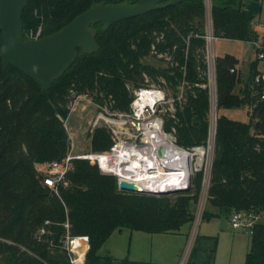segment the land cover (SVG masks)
I'll list each match as a JSON object with an SVG mask.
<instances>
[{"label":"trees","instance_id":"trees-1","mask_svg":"<svg viewBox=\"0 0 264 264\" xmlns=\"http://www.w3.org/2000/svg\"><path fill=\"white\" fill-rule=\"evenodd\" d=\"M138 1L27 0L21 15L23 38L38 29L40 37L50 35L94 3ZM242 1L209 0L212 37L264 41ZM206 14L205 0H184L106 30L99 23L91 25L97 51L80 57L78 48L75 61L48 89L11 65L3 67L0 58V264H72L66 236L88 237L83 264H113L111 256H100L98 250L115 230L177 233L194 221L201 171L192 175L187 192L136 194L119 191L116 178L102 174L96 162L72 159L67 185L55 193L35 166L59 162L69 153L64 121L77 96L86 95L99 109L124 113L134 90L150 84L171 92L170 108L161 118L174 144L183 150L205 146L210 107ZM213 63L216 109L246 107L249 120L216 118L205 203L219 214L228 212L229 218L233 211L258 217L264 210V102L254 82L259 61L249 64L243 79L232 55L217 56ZM111 144L105 129L97 127L90 134L93 150H107ZM207 210L201 218L219 215ZM120 262L152 264L128 258ZM244 264H264V223L255 221L251 227Z\"/></svg>","mask_w":264,"mask_h":264},{"label":"rangeland","instance_id":"rangeland-1","mask_svg":"<svg viewBox=\"0 0 264 264\" xmlns=\"http://www.w3.org/2000/svg\"><path fill=\"white\" fill-rule=\"evenodd\" d=\"M247 2L255 5V8L251 9V12L248 11L247 14H253L255 16L254 24L257 26V29L259 31L264 32V0H248ZM207 9L209 8L207 7ZM206 15L207 27L209 21V10L207 11ZM209 46L210 51L208 50L207 52V82L210 94L208 139L206 145L199 148L200 151H203V157L202 154H195L196 150L190 151V153H193L191 159V167L193 168V164H195V162H198V160H200L201 163V168L199 167L197 170L193 169L191 178L194 173L198 171L202 172L200 195L198 198V202L194 207L195 219L191 224L183 225L177 233H165L161 234L160 236H151L154 234H148L139 231L133 232L128 229H123L121 230V232L115 230L98 250V255L100 256H111L114 259L113 264H121L120 261L124 258H128L134 261L151 263V259L155 260L156 258H158V252L163 253L165 251V248L171 247L172 245L174 246V250L171 254L166 255L169 264H186L188 262L190 252L194 247V241L197 237L196 235L199 233L212 234L209 242L212 250L215 247L217 236H219L218 264H228L230 255H233L236 258L239 257L241 260L245 252H247L249 249V229L243 227L237 229L232 228L228 212H223L209 220L201 218V214L203 210L206 211L208 209L207 211H209L211 209V207L207 203H205L208 184L203 181L204 171L206 163L208 161V153L210 156L212 154L211 148L213 146L214 126L216 118L219 115H224L229 119L238 120L241 122H248L249 120V115L247 114L248 109L246 107L235 109H216L213 68L214 56H220L224 54H233L237 56L240 62V70H238V72L241 76V79H243V77H245L248 73V66L250 64L253 51L251 47L249 48L248 44L224 39H212ZM246 50L250 52V55H248L249 53L245 55ZM149 61L156 65L159 64L153 59H149ZM149 87L160 89L163 92L164 102H162L158 106L155 115L156 117L161 118L162 114L168 108H170L167 106L170 105L172 100L171 92L168 89L155 84H150ZM240 87L241 86L238 85L237 92ZM69 108L70 113L68 118L64 121V126L70 140L71 153L70 150L69 153L71 155L106 151L93 150L90 147V134L97 127L105 129L109 133L110 139L112 141L111 146L113 145L114 136L112 131L110 130L112 123L107 124L103 120H100V118L97 119L100 113H102L105 117H108V114H110L111 112L108 111L107 108L99 109L90 100L89 97L75 98L71 102V104H69ZM116 119H118V117ZM94 123L96 124L94 125ZM196 166L199 165L196 164ZM35 168L37 172L44 174L48 169V164H37ZM256 221L264 223V210L256 218ZM67 227L68 226H66V228ZM155 237H160L161 242L158 243V241L156 240L154 242L153 239H155ZM204 246H208V244L205 243ZM87 249L88 246L86 249L83 248V246L77 249L79 258L74 253L70 254L71 259L76 260V262H73L72 264H83Z\"/></svg>","mask_w":264,"mask_h":264},{"label":"built area","instance_id":"built-area-1","mask_svg":"<svg viewBox=\"0 0 264 264\" xmlns=\"http://www.w3.org/2000/svg\"><path fill=\"white\" fill-rule=\"evenodd\" d=\"M205 3L209 8V0H205ZM208 10L209 9H207V11ZM209 22L210 20L208 21V24ZM39 37L40 29L35 33H29L27 39H37ZM211 38V31H206V41L210 42ZM253 44L255 60H258L262 65L254 76V82L261 87L258 98L260 101L264 102V41L253 42ZM231 71H233V69H231ZM147 96L148 99L146 100ZM85 97L87 96L79 95L76 98ZM148 100H150V102H148ZM162 102H164V95L160 89L149 86L142 87L134 90L133 99L130 103L128 112H113L108 114V117H105L100 113L97 119L100 118V120H103L107 124L112 123L110 130L114 136L113 145L108 150L98 153L91 152L71 155L70 150V153H68L61 161L48 163L47 171L44 174L42 173L43 184L57 193L59 186L67 185L65 176L72 170L71 160L85 159L96 162L102 174L115 177L117 189L120 180L134 182L138 186L142 180H145L149 189L185 186L188 181V174H191L193 169L197 170L199 167L201 168V163L199 166H196V162L193 164V168L191 167L193 153H190V151L196 150L195 154H197L200 152V147H195L191 150H183L174 144L173 137L170 134L163 131L162 118L155 116L157 108ZM117 117L118 119H116ZM96 123H94V125ZM160 146H164L168 149L161 157L157 155V149ZM176 154L187 155L188 160L186 162H181L179 159L174 158ZM203 155L204 154L202 153V157ZM211 162L212 154L210 156L208 153V161L206 163L203 181L207 184L209 183ZM183 167L188 168L189 170L185 180L177 178L175 175L173 176V174H176ZM135 168L141 170L142 174L140 175L136 173L132 176L127 175V172L134 171ZM256 218L257 216L252 213L233 211L231 212L229 219L232 228L237 229L243 227L248 228L250 231ZM65 226L68 225L65 224ZM75 242L81 244L83 248H87L88 237L66 236L64 246L69 254L71 263L76 262V260H72L70 254L74 253L79 258L77 249L81 246H79V244L74 246Z\"/></svg>","mask_w":264,"mask_h":264},{"label":"water","instance_id":"water-1","mask_svg":"<svg viewBox=\"0 0 264 264\" xmlns=\"http://www.w3.org/2000/svg\"><path fill=\"white\" fill-rule=\"evenodd\" d=\"M27 0H0V58L3 67L11 65L28 77L36 80L44 89L60 78L75 61L77 49L84 54L97 51L95 29L91 25L101 24L106 30L111 24L143 15L166 5L184 0H139L136 3H94L89 9L58 31L37 39H24L21 15ZM168 150L157 149L159 157ZM169 169V168H166ZM191 185V174L182 187L142 189L134 182L120 180L118 190L127 193L167 195L187 192Z\"/></svg>","mask_w":264,"mask_h":264},{"label":"crops","instance_id":"crops-1","mask_svg":"<svg viewBox=\"0 0 264 264\" xmlns=\"http://www.w3.org/2000/svg\"><path fill=\"white\" fill-rule=\"evenodd\" d=\"M247 1L248 0H243L242 1V7L241 8H242V10L245 13H248V11L251 12V9L255 8V5H252V3H248ZM251 15L254 16L253 14H251ZM253 28H254L255 31H257V33L259 34V36L263 40L264 39V32L259 31L255 24L253 25ZM208 30L211 31L210 22H209V24H207V27H206V31H208ZM212 39H221V38L212 37L210 42L207 41V52H208V50L210 51V46L209 45H210ZM224 40H227V39H224ZM236 42L248 44L249 48L251 47L253 53H252V57H251L250 63L252 61H254L255 60L254 44L253 43H249V42H241V41H236ZM247 54L250 55V52L248 50L245 51V55H247ZM230 55H232L233 57H235L238 60V64H237L236 68H237V70H240L239 69V63H240L239 62V58L237 56L233 55V54H230ZM220 56H223V55H220ZM215 57H217V56H214V58ZM261 66H262L261 63H259L258 64V69H260ZM209 211H211L212 213H217V215L219 214L218 210L215 209V208H211ZM133 232H138V231H133ZM160 235L161 234H154V235H151V236H160ZM196 236L197 237L195 238V241H194V247H193V249L190 252L189 259H188V262L186 264H218V242H219V236H217L216 244H215V247H214L213 250H212V247L209 245L210 244L209 243L210 242V237L212 236V234L199 233ZM153 240H154V242H155V240L158 241V243L161 242L160 237H155V239H153ZM205 243H207L208 246H204ZM173 250H174V246L172 245L171 247L165 248V251L163 253L158 252V258H156L155 260L151 259L150 260L151 263L169 264V262H168V260L166 258V255L171 254ZM232 251H233V248H232ZM245 254H246V252H245ZM245 254H244V256L242 257L241 260H240L239 257L236 258L233 255H230L228 264H244ZM239 261H240V263H239Z\"/></svg>","mask_w":264,"mask_h":264},{"label":"bare ground","instance_id":"bare-ground-1","mask_svg":"<svg viewBox=\"0 0 264 264\" xmlns=\"http://www.w3.org/2000/svg\"><path fill=\"white\" fill-rule=\"evenodd\" d=\"M148 99V96L146 97V100ZM148 102H150V100H148ZM156 144V143H155ZM165 151H167V150H165ZM199 154H202V151H200V152H198ZM174 156V155H173ZM174 158H177V159H179L181 162H186L187 160H188V156L187 155H180V154H176L175 155V157ZM197 164V163H196ZM140 168H141V166H140ZM188 168H181V170H179L176 174H173V176L175 175V176H177V178H180V179H183V180H185L186 179V176H187V174H188ZM128 174L127 175H129V176H132L133 174H142V171L141 170H138V169H136L135 168V170L134 171H129V172H127ZM143 175L145 176V174L143 173ZM190 174H188V176H189ZM146 177V176H145ZM138 179H142V178H138ZM169 184H171V183H169ZM139 186L142 188V189H149V186L146 184V182H145V180H142L140 183H139ZM161 186H163V185H161ZM79 243H75V245L74 246H77ZM79 246H81V244H79ZM78 246V247H79Z\"/></svg>","mask_w":264,"mask_h":264}]
</instances>
